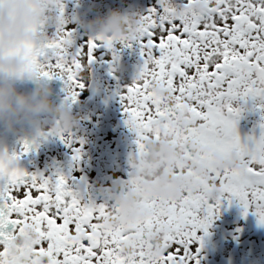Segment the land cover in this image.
<instances>
[{
	"label": "snow or ice",
	"instance_id": "obj_1",
	"mask_svg": "<svg viewBox=\"0 0 264 264\" xmlns=\"http://www.w3.org/2000/svg\"><path fill=\"white\" fill-rule=\"evenodd\" d=\"M51 11L57 20L53 34L25 42L16 55L44 79L61 81L70 107L84 88V62H93L96 49L135 44L142 64L119 97L134 155L142 157L149 141L167 138L179 156L166 171L191 174L201 164L205 176L178 197L143 195L140 203L148 215L113 224L119 215L114 203L85 201L69 187L70 177L29 174L18 166L38 147L35 141L22 142L19 153L0 150V264H9V248L26 225L40 237L31 264H41L42 257L46 264H200L197 233L207 234L224 201L238 202L244 216L251 212L264 225V0H157L136 19L130 38L96 36L81 46L63 19L62 0ZM35 31L46 32V24ZM156 85L162 94L154 91ZM249 100L257 101L262 113L259 134L242 141L237 124ZM42 135H55L70 148L83 145L70 132ZM190 144L200 150L193 153ZM72 151L79 162L80 148ZM215 153L234 157L239 167H217ZM131 168L121 192L137 184ZM153 235L159 241L156 252Z\"/></svg>",
	"mask_w": 264,
	"mask_h": 264
},
{
	"label": "clouds",
	"instance_id": "obj_2",
	"mask_svg": "<svg viewBox=\"0 0 264 264\" xmlns=\"http://www.w3.org/2000/svg\"><path fill=\"white\" fill-rule=\"evenodd\" d=\"M55 6L56 0H0V73L3 74L0 76V128L5 132H15L17 125L23 122L37 124L41 117L51 120V131L56 133H68L75 126L71 111L52 102V89L47 80L39 75L35 67L16 55L25 42L49 38L47 32L38 33L35 30L41 24L57 23L51 11ZM193 7L199 9L203 5L194 4ZM135 24V18L125 16L118 9H110L88 20L85 26L97 36L112 39L130 38ZM20 79L33 84L30 92L17 90L16 81ZM154 91L162 94L158 85L154 86ZM189 147L193 153L200 150L199 145L190 144ZM178 156L176 145L167 138L159 142L149 141L142 157L131 155L129 163L135 166L137 184L124 192L113 193L112 200L119 209V215L111 223H133L148 215L140 203L143 195L174 198L186 187H197L205 176L203 165L197 164L191 174L166 171L174 166ZM213 159L219 168L239 167V161L234 157L226 158L215 153ZM34 238V233L29 230L23 237L13 241L8 251L9 264H13L19 256L17 249ZM150 240L153 245L151 251H158V237L153 235ZM123 250L128 253L129 245L125 244ZM18 264L28 262L21 259ZM41 264H46V258H41Z\"/></svg>",
	"mask_w": 264,
	"mask_h": 264
},
{
	"label": "rangeland",
	"instance_id": "obj_3",
	"mask_svg": "<svg viewBox=\"0 0 264 264\" xmlns=\"http://www.w3.org/2000/svg\"><path fill=\"white\" fill-rule=\"evenodd\" d=\"M62 2L64 3V21L67 28L76 34L74 35L76 46H81L88 38L97 36L88 31L85 26L88 20L97 15H102L110 9H118L122 13L127 3H130L128 5L134 8L130 16L138 19L148 9L157 6V0H62ZM76 7L79 8V13L83 11L82 16L80 14L68 16L67 12L72 9H75L77 14ZM128 48L119 43L113 45L114 51L103 46L99 47L94 52L93 62L88 64L85 61L84 69L80 74L84 88L79 90L76 101L78 105L75 107V117L80 122L79 126L74 127L75 129H72L70 133L74 140H82L83 145L82 147L78 143L72 145V148H80L81 151V158L79 162H73L72 169L74 171L80 167V171H74L72 174L77 179L80 177L85 179L83 198L85 201L91 200L96 204L113 203V200L109 198L113 193L121 191L132 171L129 157L135 153V144L129 145L134 139L130 140L132 133L126 127L124 119L121 122L123 127H119V122L124 116L119 97L122 85L125 84V67L128 65L135 75L142 61L139 53L136 60L130 62ZM131 52H134V48ZM114 55L116 59L113 58ZM127 59L128 62H126ZM125 62L126 65H124ZM100 87H106V89L111 87L116 91L114 101L108 103L109 101L104 98L105 105H99L98 102L104 97L102 93H98ZM92 95H98L100 99L96 98L90 107L83 108V104ZM78 129L81 131L79 132ZM72 148L65 147V154L73 155Z\"/></svg>",
	"mask_w": 264,
	"mask_h": 264
},
{
	"label": "bare ground",
	"instance_id": "obj_4",
	"mask_svg": "<svg viewBox=\"0 0 264 264\" xmlns=\"http://www.w3.org/2000/svg\"><path fill=\"white\" fill-rule=\"evenodd\" d=\"M128 4L130 3H127V6L122 10V14H125V16H130V14L133 13V6ZM76 12L77 14L75 13V9H72L67 12V15L71 17L78 16L79 14L82 16L83 14L82 10L79 13L78 7H76ZM63 19L65 20L64 17ZM55 26L56 24L46 25V31L50 36L53 34ZM74 35H76L75 32H73V37ZM132 48H134L133 53L131 52ZM138 54L139 50L135 44L128 48L130 62L136 60L135 58ZM126 62H128V59ZM126 62L124 63V65H126ZM140 65H138L137 67L136 74ZM127 67L129 66L127 65L125 67V84L122 85L120 95H122L127 87L131 85L136 75H134L130 71V67ZM116 86L118 85L116 84ZM99 89L100 90H98V93L103 94V99H100L98 95H92L83 104V108L90 107L92 102L96 101V98L100 99V101L98 102L99 105H105L104 98L109 101L108 103L114 101L117 95L116 91L112 90L111 87L110 89H106V87H100ZM102 89H104L105 91H103ZM63 97H65L64 91ZM61 102L64 107L68 106L64 99H61ZM257 103V101L249 100L246 104H244V111L242 112L241 118L237 124L238 133L242 141L249 135L258 136L259 134V128L257 127V125L260 121V115L262 113L256 110L255 105ZM77 105L78 103L76 102L70 107L68 106L76 121L74 127L79 126L78 123L80 122L78 121L79 119L75 117V107ZM123 119L124 116H122L119 122V127H123L121 123ZM74 127L73 129H75ZM78 131L80 132L81 129H78ZM64 135L66 136L67 133H65ZM133 139L134 136L133 134H131L130 140ZM84 145H86L85 142ZM129 145H134L133 141L132 144ZM65 147L66 146L64 145V143H62L61 141H57L54 147L49 148L45 152V154L40 156L36 161H33V163L37 164V167L39 169H42L40 167L41 165L39 166V164H41L43 159H46L48 156H51L53 154L65 153ZM197 235L202 238L203 245L202 248L200 247L199 243L195 245V247L200 248V251L198 253L200 264H264V225L258 224L257 217L252 215L251 212H249L247 216H244L242 208L236 201H233L231 205H229L227 201L222 202L219 214L214 215L211 221V226L207 228V234L205 235L204 232L201 231L198 232Z\"/></svg>",
	"mask_w": 264,
	"mask_h": 264
},
{
	"label": "water",
	"instance_id": "obj_5",
	"mask_svg": "<svg viewBox=\"0 0 264 264\" xmlns=\"http://www.w3.org/2000/svg\"><path fill=\"white\" fill-rule=\"evenodd\" d=\"M47 32V31H46ZM50 36V35H49ZM3 74L0 73V76ZM47 83L52 89L51 100L56 105H62L61 99L65 100L63 97V87L61 81L59 80H47ZM16 87L18 91L30 92L33 88V84L29 81L20 79L16 81ZM68 109L69 107L66 106ZM52 127V122L50 119L41 117L37 124H32L29 122H23L17 125V130L15 132H5L3 128H0V150H7L9 154L13 152L19 153L21 151L22 142L35 143L38 147L34 151H29L27 155L21 157L18 162V166L24 169L29 174L41 173L48 171V177H54L56 174L64 175L65 177H70L68 180L69 187L73 191H78L83 196V192L86 186V181L83 177L80 179L71 178L70 172L73 168L72 156L64 154L60 159L54 156H48V160L45 161V166L42 169L37 167V164L33 163L40 156L45 154V152L56 145L57 141H61L55 135H42L50 132ZM34 233L35 238L29 243H26L24 247L17 249L19 256L13 262V264H18L19 260L23 259L31 264L29 259L33 254V246L39 240V232L36 228L31 225H26L24 231L18 236L23 237L28 231Z\"/></svg>",
	"mask_w": 264,
	"mask_h": 264
},
{
	"label": "flooded vegetation",
	"instance_id": "obj_6",
	"mask_svg": "<svg viewBox=\"0 0 264 264\" xmlns=\"http://www.w3.org/2000/svg\"><path fill=\"white\" fill-rule=\"evenodd\" d=\"M65 153H66V151H65ZM65 153H63V154H65ZM63 154H53V155H51V156H54V157H56V158H61V156H62ZM47 160H48V157H47L46 159H43L42 162H41V164H39V166L41 165L40 167L43 168V166H45V161H47ZM72 169H73V168H72ZM74 171H80V167H79L78 169L74 170ZM74 171L71 170V172H70V176H71V178H75V177H76V176H74V175L72 174ZM43 175L46 176V177H48V175H49L48 171H44V170H43ZM75 179H77V178H75ZM79 179H80V178H79ZM28 264H30V263H28Z\"/></svg>",
	"mask_w": 264,
	"mask_h": 264
}]
</instances>
